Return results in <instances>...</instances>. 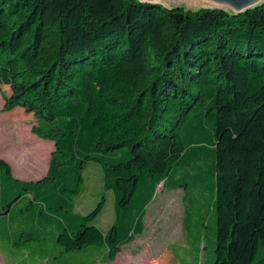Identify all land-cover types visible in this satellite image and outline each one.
<instances>
[{
  "label": "trees",
  "instance_id": "trees-1",
  "mask_svg": "<svg viewBox=\"0 0 264 264\" xmlns=\"http://www.w3.org/2000/svg\"><path fill=\"white\" fill-rule=\"evenodd\" d=\"M0 90L4 110L31 113L33 131L54 141L35 182L0 158V222H18L14 245L53 231L64 252L102 246L114 260L142 234L158 185L186 191L190 176L209 191L211 264H264V1L235 13L0 0ZM89 162L113 194L105 232L93 225L104 197L85 215L73 209Z\"/></svg>",
  "mask_w": 264,
  "mask_h": 264
},
{
  "label": "rangeland",
  "instance_id": "rangeland-1",
  "mask_svg": "<svg viewBox=\"0 0 264 264\" xmlns=\"http://www.w3.org/2000/svg\"><path fill=\"white\" fill-rule=\"evenodd\" d=\"M140 1L158 3L166 7H183L190 10L216 7L236 12L231 5L217 3V0ZM6 89L5 86L1 88V90ZM1 90L0 114L4 111H10L3 109L4 99ZM10 113L9 118L0 115V133H6L13 137L16 130L20 131V135L16 134L18 139L15 135V141L18 143L17 146L13 145L4 134L1 136V145H4L3 150L6 149L5 152L7 153L13 152L21 144L29 148L27 152H29L30 162L23 161L21 155L19 157L15 154V174L25 178H34L48 167L52 153L50 149H53L54 141L33 131L36 122L31 113H27L22 108L12 110ZM34 137H37L38 140ZM83 179L78 193L73 197L74 212L85 215L92 211L104 197L102 210L93 221V225L106 229L113 221L114 201L112 192L103 188L98 164L87 163L83 171ZM183 179V183L187 185L186 191L185 189H164L163 183L158 185L156 195L147 207L142 234L125 246L120 254L115 256L116 260L111 264H165L164 256L165 259L169 256L174 260L178 259L182 264H211L214 257L215 221L213 222L210 215L209 191L205 188H198L199 191L197 192L196 188L193 187L194 180L192 177L186 176ZM185 192L187 193L185 204L188 211L192 213L191 225L188 230L184 227L185 210L182 196ZM97 249L87 247L85 250L64 252L54 260L61 264H92L93 260L101 257L100 250L102 248L97 247ZM0 264H29V261L2 258ZM100 264L109 263L106 261Z\"/></svg>",
  "mask_w": 264,
  "mask_h": 264
},
{
  "label": "crops",
  "instance_id": "crops-1",
  "mask_svg": "<svg viewBox=\"0 0 264 264\" xmlns=\"http://www.w3.org/2000/svg\"><path fill=\"white\" fill-rule=\"evenodd\" d=\"M18 108L19 107L11 109L10 111H4L0 115H5L6 117L9 118V116L11 114L10 112L12 110H17ZM0 134H1L0 140H1V136H3L5 134L6 137L8 138V141H11L13 143V145L17 146L18 142L16 143V141H15V135L16 134L20 135V131L16 130L13 137H10L6 133H0ZM17 135H16V137L18 139ZM34 138L37 139V137H34ZM1 142H2V140L0 141V158L5 160L10 165L11 172H12V175L14 178H17V179L22 180V181H33V182H35V181H38L39 179H41L43 176H45L48 167L46 168V170L41 172V174H39L38 176H35L34 178H25V177H22L20 175H16L15 174V170H16L15 156L17 155L20 157V155H21L23 161L30 162V158H29V154H28L29 152H27V150L29 148H26V147H24V145L21 144V145H18V148L14 149L13 152L7 153V152H5L6 149L3 150L4 145H1ZM53 149H54V147H53ZM53 149H50V150L53 151ZM26 152L28 155L26 154ZM25 154H26V156H25ZM113 218H114V213H113ZM11 221L9 220V217H4L0 222L2 224V227L9 225V227H8L9 234L6 235V237L4 238V241L0 240V259L4 258L7 260L29 261V264H61L60 262L56 263V260H54V259L56 257L60 256L61 253H64V250L58 244L57 239H56V235L53 234V231H52V234L46 236L45 238L40 239L39 241L37 240V241H32V242H26L25 244H22L20 246H16L13 244V240H14L15 232L17 230H19V226L17 225L18 222L12 223ZM112 222L110 223V225L112 224ZM109 226L106 229L100 228L99 226H97V227L100 230H102L103 232H105L109 228ZM5 231H6V228H4V232ZM128 244L124 245L121 248L120 252ZM97 247L102 248L100 250L101 257L93 260L92 264H100V263L106 262V261L109 264L114 263L116 258L113 261H108L104 258L105 257L104 255L106 253L104 247H102V246H89V248H95L96 250H98ZM85 249L86 248H84L82 250H85ZM120 252H118V254H120ZM118 254H117V256H118Z\"/></svg>",
  "mask_w": 264,
  "mask_h": 264
},
{
  "label": "water",
  "instance_id": "water-1",
  "mask_svg": "<svg viewBox=\"0 0 264 264\" xmlns=\"http://www.w3.org/2000/svg\"><path fill=\"white\" fill-rule=\"evenodd\" d=\"M222 3H227L235 9V13L244 12L247 9L253 8L264 0H219ZM144 2V1H142ZM152 3V2H150Z\"/></svg>",
  "mask_w": 264,
  "mask_h": 264
},
{
  "label": "bare ground",
  "instance_id": "bare-ground-1",
  "mask_svg": "<svg viewBox=\"0 0 264 264\" xmlns=\"http://www.w3.org/2000/svg\"><path fill=\"white\" fill-rule=\"evenodd\" d=\"M220 1L219 0H217V3H219ZM220 3H222V2H220Z\"/></svg>",
  "mask_w": 264,
  "mask_h": 264
}]
</instances>
